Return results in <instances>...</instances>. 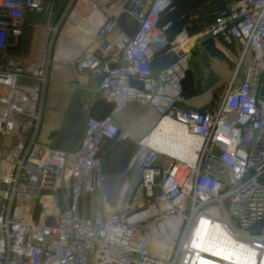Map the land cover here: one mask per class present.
Returning a JSON list of instances; mask_svg holds the SVG:
<instances>
[{
    "label": "built area",
    "instance_id": "2783aa9c",
    "mask_svg": "<svg viewBox=\"0 0 264 264\" xmlns=\"http://www.w3.org/2000/svg\"><path fill=\"white\" fill-rule=\"evenodd\" d=\"M82 1L90 16L101 18L98 44L72 63L78 73L99 77V94L112 110L88 116L78 146L67 152L39 138L49 75L60 61L51 2L0 0V133L15 139L7 154L0 150V264H198L200 257L238 264L195 245L201 221L219 225L261 264L264 0H234L207 27L227 44L239 41L243 57L253 55L210 112L179 105L190 55L182 48L187 33L168 36L174 22L164 16L173 0ZM124 12L139 20L133 36L117 25ZM170 51L174 64L155 78L153 59ZM132 103L151 105L160 116L156 127L166 118L180 126L196 141L184 145L193 157L162 152L143 138L135 162L145 202L110 216L98 208L84 215L81 200L102 187L104 143L130 136L115 117Z\"/></svg>",
    "mask_w": 264,
    "mask_h": 264
},
{
    "label": "crops",
    "instance_id": "0c3cea01",
    "mask_svg": "<svg viewBox=\"0 0 264 264\" xmlns=\"http://www.w3.org/2000/svg\"><path fill=\"white\" fill-rule=\"evenodd\" d=\"M78 1L77 9L69 16L65 14L73 8L72 0L68 1L65 13L58 22L50 20L59 26L53 52L60 61L49 75L39 138L53 147L70 122L74 125L82 124L90 115L102 118L112 110V104L99 94V77L89 72L78 73L72 63L84 52L95 49L98 44L95 33L101 23L99 13L92 16L85 14L84 2ZM232 1L229 0L226 5ZM167 18L174 21L168 31L170 39H175L181 33L188 35L182 48L190 55L187 71L189 77L182 81L183 99L179 105L186 109L210 112L217 108L222 99H218L219 93H223L225 87L229 86L240 63L239 79L244 74L245 66L252 62L253 55L249 52L243 57V45L239 41L227 44L222 37L206 33L207 27L214 20V14L211 23L201 28H192L178 22L179 16L176 13L171 12ZM202 18L198 14L193 15L195 21ZM45 20L46 16L43 17ZM209 77L213 79L209 80ZM159 120V114L151 105L134 103L116 115V124L123 132H129L130 136L104 143L100 152L104 176L102 187L96 195L87 194L81 200L84 215H91L96 208L101 209L105 216L112 215L120 208L121 202L118 199L123 200L128 192L132 193L133 185L141 184L135 162L138 143L148 137ZM14 142V137L7 136L0 146L7 148ZM120 186L121 190L124 189L122 197L119 196ZM106 203L111 205V210L105 209Z\"/></svg>",
    "mask_w": 264,
    "mask_h": 264
},
{
    "label": "bare ground",
    "instance_id": "6f19581e",
    "mask_svg": "<svg viewBox=\"0 0 264 264\" xmlns=\"http://www.w3.org/2000/svg\"><path fill=\"white\" fill-rule=\"evenodd\" d=\"M145 143L162 152L173 154L179 158L189 159L184 145H195L196 141L189 138L185 131L176 123L169 119H164L158 127L154 128L145 140ZM193 155L190 159H192ZM195 245L211 253L216 257L235 261L238 264H257L255 252L238 244L235 247L232 239L223 233L219 225H210L206 221H201L195 232ZM198 264H222L200 257ZM261 264H264V257Z\"/></svg>",
    "mask_w": 264,
    "mask_h": 264
},
{
    "label": "rangeland",
    "instance_id": "374dc122",
    "mask_svg": "<svg viewBox=\"0 0 264 264\" xmlns=\"http://www.w3.org/2000/svg\"><path fill=\"white\" fill-rule=\"evenodd\" d=\"M68 1L69 0H52V2H51L52 10H51V13L49 15V19L54 20L55 23L58 22L60 20V18L62 17V15L65 13L64 12L65 8L69 4ZM228 1L229 0H174V9H173L172 13L178 14V16H179L178 22H183L192 28H194V27H200L201 28L203 26H207L209 24V22L211 23L213 14H215L220 9H222L227 4ZM78 5H79V1L74 2L73 8H71L68 12H66L65 15L69 16L73 11H75L77 9ZM83 6L85 7L84 4H83ZM84 12H85V14H87L86 7L84 9ZM194 14H198L199 16H202L203 18L195 21V20H193ZM67 24H68V21L65 23V25H67ZM188 77L189 76L186 73L185 79H187ZM208 79L210 80L213 78L209 77ZM208 83H209V81H208ZM227 87H225V90L222 89L223 93H221V92L219 93L220 96L218 95V99H219V97H223V94L226 91ZM200 88H202V87H200ZM5 137H7V136L0 133V143L1 144L3 143V139ZM10 146L11 145H9L7 148L0 146V150L4 154H7L11 148ZM183 159H185V158H183ZM122 187H123V185H122ZM122 187L120 186L119 191L121 190ZM123 191H124V189H122L119 192L120 197H122L123 194L121 195V193H123ZM126 197L124 196L123 200L118 199L121 202L120 207L122 205L123 206L128 205L130 207L140 208V206L145 202L142 185L141 184L140 185H133L131 198L129 200L127 198V200H126ZM106 208L111 210V205L106 203L105 209ZM262 225L263 224L259 225L258 228L261 227Z\"/></svg>",
    "mask_w": 264,
    "mask_h": 264
},
{
    "label": "water",
    "instance_id": "95a60500",
    "mask_svg": "<svg viewBox=\"0 0 264 264\" xmlns=\"http://www.w3.org/2000/svg\"><path fill=\"white\" fill-rule=\"evenodd\" d=\"M125 7L131 10V3L127 2ZM117 25L120 29L125 31L129 36H133L139 27V20L136 16L132 15L130 12H124L120 16ZM175 58H176L175 54L172 51L164 55L155 57L152 61L153 76L155 78H158L162 71L166 70L167 68H169L174 64ZM85 124H86V120L84 121V123L77 125H74L73 122H70L67 125L66 130L55 141L54 147L56 149L67 152L74 151L84 134ZM131 171L133 170H130V172Z\"/></svg>",
    "mask_w": 264,
    "mask_h": 264
},
{
    "label": "trees",
    "instance_id": "16d2710c",
    "mask_svg": "<svg viewBox=\"0 0 264 264\" xmlns=\"http://www.w3.org/2000/svg\"><path fill=\"white\" fill-rule=\"evenodd\" d=\"M171 12H173V10L170 11V12H168V13H166V15L164 16V18H165V19H169V18H167V16H168ZM173 22H174V21H173ZM200 111H201V110H200ZM201 112H205V111H201Z\"/></svg>",
    "mask_w": 264,
    "mask_h": 264
}]
</instances>
